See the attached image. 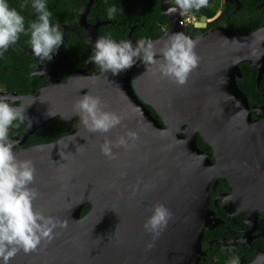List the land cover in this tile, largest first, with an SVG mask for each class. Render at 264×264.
I'll list each match as a JSON object with an SVG mask.
<instances>
[{
	"label": "water",
	"instance_id": "95a60500",
	"mask_svg": "<svg viewBox=\"0 0 264 264\" xmlns=\"http://www.w3.org/2000/svg\"><path fill=\"white\" fill-rule=\"evenodd\" d=\"M189 3L192 6L181 8L177 2L168 6L160 1L168 26L160 37L145 39L153 44L158 60L172 34L194 41L198 63L183 86L154 74L155 65L139 61L115 77L83 69L59 82L56 68L62 57L45 64L29 47H19L42 67L32 76H47L48 85L24 95L0 92V99L25 110L21 138H10L17 141L13 153L35 166L32 187L39 195L34 209L66 221L67 228L57 229L59 235L42 241L34 252H18L9 264H198L209 184L224 178L234 185L240 174L250 171L256 176L264 170V106L250 107L235 80L241 77L239 65L249 63L257 70L259 86L264 76V24L248 34L221 27L190 37L180 25L182 15L196 11L199 20L202 5L197 0ZM92 4L88 0L78 18L90 51L93 41L107 38L98 30L109 24L87 22ZM263 5L264 0L258 7ZM170 8L176 11L166 13ZM201 21L193 28H204L205 18ZM134 29L123 39L133 45L139 41L131 40ZM84 94L100 98L101 109L122 116L121 124L104 134L88 132L73 111ZM56 118L78 120L76 132L15 149ZM125 132L135 133L137 139L128 148L114 147V159L101 154L105 139L114 142ZM196 135L212 154L200 152ZM86 205L90 210L81 216ZM156 205H163L171 218L154 236L143 225Z\"/></svg>",
	"mask_w": 264,
	"mask_h": 264
},
{
	"label": "clouds",
	"instance_id": "9594fccd",
	"mask_svg": "<svg viewBox=\"0 0 264 264\" xmlns=\"http://www.w3.org/2000/svg\"><path fill=\"white\" fill-rule=\"evenodd\" d=\"M181 8L192 6L189 0H176ZM204 0H200L203 3ZM31 8L36 17L25 27V17L8 0H0V55L10 45L16 44L21 34L29 36L31 54L41 62L50 61L63 44V29L59 23L50 20L46 0H32ZM176 8L166 10L171 14ZM122 12L115 5L107 9L111 19ZM194 41L183 34L169 36L165 46L159 50L161 59H157L153 44L139 40L135 45L130 40L116 42L111 38H99L92 42V54L86 62L95 64L102 73L115 77L137 65H155L154 74L166 77L179 86H183L189 73L196 67ZM100 98L84 94L73 104V111L79 116L83 127L90 133H108L121 124L122 116L101 109ZM25 110L12 106L0 99V264H9L16 254L34 252L42 241L50 242L57 229L63 231L67 222L52 216H46L33 207L39 193L32 187L36 169L31 160H17L13 148L17 141L9 138L8 130L13 122L24 119ZM137 139L133 132H125L114 142L105 139L100 146L101 154L114 159V147L128 148ZM171 213L163 206L156 205L152 215L143 225L146 232L154 236L167 225ZM151 244L147 247L151 248ZM228 264H239L238 257L230 258Z\"/></svg>",
	"mask_w": 264,
	"mask_h": 264
},
{
	"label": "trees",
	"instance_id": "16d2710c",
	"mask_svg": "<svg viewBox=\"0 0 264 264\" xmlns=\"http://www.w3.org/2000/svg\"><path fill=\"white\" fill-rule=\"evenodd\" d=\"M88 0H46L47 8L52 13L51 22L59 23L63 29L64 41L58 49L67 55L66 61L59 68L60 80L65 78L67 71L76 69H86L88 73H95L100 69L93 63L86 62L92 52L89 51L85 42V33L78 25L79 13L83 10ZM160 1L168 6L176 3V0H93V4L87 14V22H109L102 26L98 34L108 37L116 42L125 38L131 28H135L131 33L132 40H145L158 38L168 26V20L160 13ZM240 10L232 14L233 8L230 5H223L220 9L218 0L216 5L207 11V18L215 16L220 9L221 15L211 25H223L228 28L238 30L236 32L257 30L261 25L257 19H263L264 5L258 7L263 0H238ZM10 7L15 8L25 17V27L36 17L35 11L31 8L32 0H8ZM115 5L122 12H117L109 19L107 9ZM248 13V14H247ZM247 14V15H246ZM187 30L195 31L193 27ZM29 36L21 34L18 41L0 55V86L8 92L27 93L36 90L42 84L39 78H31L30 74L37 69L38 65L28 53H23L19 46L29 47ZM57 51V52H58ZM57 54V53H56ZM247 68L243 78L237 80V86L248 99L249 106H264V76L259 86H256L253 69ZM153 114V111H152ZM58 123V122H57ZM57 123L52 122L46 128L37 131L28 139V144L46 142L49 135L57 129ZM60 124V123H58ZM24 123L21 120L13 122L9 128L10 136H19ZM198 146L203 142L198 139ZM89 205L83 209L86 213Z\"/></svg>",
	"mask_w": 264,
	"mask_h": 264
},
{
	"label": "flooded vegetation",
	"instance_id": "af4514ba",
	"mask_svg": "<svg viewBox=\"0 0 264 264\" xmlns=\"http://www.w3.org/2000/svg\"><path fill=\"white\" fill-rule=\"evenodd\" d=\"M197 1L199 4L202 5V9L200 11L197 10L201 15L200 19L198 20V17H196V15L194 14L196 11H193L190 13L194 17L193 23L184 27L190 37L199 38L206 35L209 31H213L221 27L230 30L234 34L249 33L248 31L236 32L238 31L237 29H230L225 24L211 25L221 15L220 9L223 7V5H230L233 8L232 14L238 12L241 8L238 0H231V3H229L228 0H218V5L220 9L216 12V14L218 12L220 14L216 19L211 22H207V20L212 19L214 16L212 18H207V11L208 9H211L213 6L216 5L215 0H204L203 3H200V0ZM261 16L263 19H257V21L258 23L260 21V25L262 26L264 24V13H261ZM202 17L205 18L204 28L195 29V31L187 30L188 27H193V24L197 21L202 24ZM61 28H63L64 30L67 29L66 27ZM56 53L57 54L53 56V60H58L61 57L63 58L58 67L56 68V71L58 72L59 82H64L67 79L68 73L77 70H83L76 69L73 71H67L65 74V78L60 80L59 68L66 61L67 55L61 51H58ZM35 62H37L38 67L30 74V77H37L41 79L42 84L36 90H31L27 93L19 94L14 92L17 95L38 92L41 88L48 85L47 76H32L34 72L42 71V67L40 66L39 62ZM50 62L51 61H45L44 63L49 64ZM245 66L249 69H253L252 71L255 74L256 81V68L250 67L249 63H242L239 65L241 77L235 78L236 82L237 80L242 79L244 74H246L247 68H245ZM100 72L101 71L89 74H97ZM2 92L13 93L8 92L5 89H3ZM8 103L11 104V102ZM148 111L152 115V110L150 108H148ZM252 119H255L254 115H252ZM55 121L56 123L58 122L60 124L57 123V129L55 128L54 133L49 135L50 138L48 139V141L28 144V139L32 137L37 131L46 128L52 122ZM52 122H50L43 128L37 130L33 135L28 137L24 145L17 146L15 149L27 148L31 145L55 142L67 135L74 134L77 130L78 120H72L71 122H63L60 120V118H56ZM24 128L25 123L19 136L9 135V138H21V134ZM180 136L184 137V135ZM198 139H201V137L199 135H196V146L200 150V152L204 155L212 154V150L202 139L201 140L203 142V145H201V147L198 146ZM209 160L212 163L215 162L211 157H209ZM208 190L209 193L206 203L207 223L206 228H203L201 235V255L198 264H228L230 258L232 257H238L239 264H264V170L256 176L252 175L250 171H248V173L240 174V176L235 180L234 185L230 184L229 181L224 178H218L214 183L209 184ZM89 210L90 205L86 213L82 214L83 210L81 211V216L86 215Z\"/></svg>",
	"mask_w": 264,
	"mask_h": 264
},
{
	"label": "built area",
	"instance_id": "2783aa9c",
	"mask_svg": "<svg viewBox=\"0 0 264 264\" xmlns=\"http://www.w3.org/2000/svg\"><path fill=\"white\" fill-rule=\"evenodd\" d=\"M193 21H194L193 15H191V14H183L182 15V20L180 22V25L185 27V26H188V25L192 24Z\"/></svg>",
	"mask_w": 264,
	"mask_h": 264
},
{
	"label": "rangeland",
	"instance_id": "374dc122",
	"mask_svg": "<svg viewBox=\"0 0 264 264\" xmlns=\"http://www.w3.org/2000/svg\"><path fill=\"white\" fill-rule=\"evenodd\" d=\"M185 14V13H184ZM3 88L0 86V92H2Z\"/></svg>",
	"mask_w": 264,
	"mask_h": 264
}]
</instances>
